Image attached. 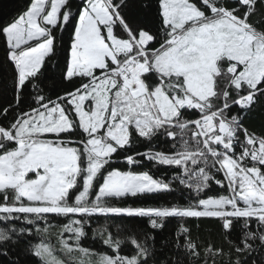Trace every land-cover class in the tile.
<instances>
[{"label":"snow or ice","instance_id":"1","mask_svg":"<svg viewBox=\"0 0 264 264\" xmlns=\"http://www.w3.org/2000/svg\"><path fill=\"white\" fill-rule=\"evenodd\" d=\"M149 6L29 0L23 12L0 23V49L15 90V106L0 109V255L32 234L15 222L43 221L37 231L47 239L32 249L39 264H161L155 237L135 228L100 231L105 252L84 246L89 231L97 234L93 218L109 215L146 217L153 230L169 217L215 218L225 237L240 224L243 237L228 240L227 252L211 244L201 250L182 227L177 246L186 264H217V257L220 264H246L242 258L257 250V240L264 249V134L244 124L264 102V0H157L154 23L133 11ZM66 28L72 34L63 79L79 84L53 99L41 87L42 69L63 51L57 34ZM29 86L33 103L25 109ZM161 140L170 147L158 150ZM139 142L148 150L125 155L127 165L146 159L173 169V181L190 198L195 193L194 203H109L174 190L149 172L113 167ZM213 184L222 192L207 195Z\"/></svg>","mask_w":264,"mask_h":264},{"label":"trees","instance_id":"2","mask_svg":"<svg viewBox=\"0 0 264 264\" xmlns=\"http://www.w3.org/2000/svg\"><path fill=\"white\" fill-rule=\"evenodd\" d=\"M29 0H0V23H5L11 20L23 12ZM75 5L79 4L76 0H72ZM148 4L147 8L137 7L133 9L134 12L139 14L147 23H154L156 19V13L158 11L157 0H138V4ZM256 19H260L259 16ZM72 34L71 28L59 32V45L63 48V51H57V54L50 60H46V70L44 71V77L42 78L41 87L44 90L45 95H50L53 99L58 95H62L65 90H71L75 86H78L79 80L72 82L63 79V74L66 71V62L68 58V49L70 47V37ZM32 92L29 88L24 92V104L23 107L27 109L32 105ZM9 105L15 106V90L13 85V72L11 66L5 63L3 50L0 49V109L8 107ZM14 113L9 114V119ZM244 124L250 130L255 131L258 134H264V102L259 104L252 112H250L247 118L244 120ZM170 147V145L164 144L163 140L160 141L158 150H164ZM149 145L146 142L135 143L132 146L131 151L122 154L120 157L115 158L113 167L121 171L133 170L136 172H149L154 178L164 180L166 182L171 181L173 191L158 194L138 195L136 197L126 196L119 199H111L109 203L116 207H171V206H187L190 203L195 202V193H192V198L189 196V191L178 182L173 181L175 174L174 170L167 166H159L153 162H149L146 159L142 160L141 164L129 166L124 158L125 155H136L137 152H146ZM137 159L141 157L137 156ZM222 192V190L215 184L212 185L207 195H215ZM203 195V194H202ZM242 224V221H241ZM10 227L13 225H9ZM15 227H25L31 230V235H24L19 238V242L16 244L8 245L7 256L0 255V264H39L38 258L33 255V246L40 243L42 239H47L46 234L38 232L37 229L45 227L43 221H37L35 225H28L23 221L15 222ZM4 225L0 224V228ZM182 227H186L190 230L191 238L201 247V250L209 244L216 247L223 246L225 252L228 251V240L239 242L242 239L243 233L241 232L240 224H237L235 230L231 236L225 237L224 231L221 227V222L215 218H190V217H169L164 220V227L162 229L153 230L148 224L146 217H126V216H100L99 218H93L91 221V229L96 230L97 234L93 238L92 231H89V235L82 243L97 252L107 251V246L103 245L100 240L99 232L105 228L110 229L114 234L120 232L123 234L124 229L135 228L137 232H148L150 236H154L153 246L155 249V259L160 261L161 264H172L176 260H180L182 264H186L188 258L185 256L184 250L178 248V240L180 230ZM252 230H256V225H251ZM50 231L53 233L51 242L56 243L55 233L59 231V225L54 221L50 227ZM257 250L250 256H245L242 259L246 261V264H264V249L259 247V241L255 242ZM131 247H125L124 253L130 254ZM57 255L63 257V253L57 250ZM235 254L232 256V260H235ZM217 264H220L221 257H217ZM223 260L227 262L228 257H223ZM193 264H203L201 259L199 262H193ZM208 264H212L209 260Z\"/></svg>","mask_w":264,"mask_h":264},{"label":"rangeland","instance_id":"3","mask_svg":"<svg viewBox=\"0 0 264 264\" xmlns=\"http://www.w3.org/2000/svg\"><path fill=\"white\" fill-rule=\"evenodd\" d=\"M77 2H80V0H76ZM130 196V195H129Z\"/></svg>","mask_w":264,"mask_h":264}]
</instances>
